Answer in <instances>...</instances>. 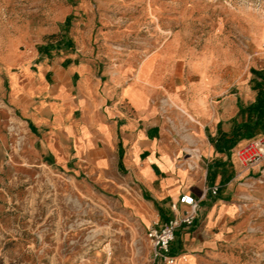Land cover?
Segmentation results:
<instances>
[{
    "label": "crops",
    "instance_id": "obj_1",
    "mask_svg": "<svg viewBox=\"0 0 264 264\" xmlns=\"http://www.w3.org/2000/svg\"><path fill=\"white\" fill-rule=\"evenodd\" d=\"M214 41L189 45L178 32L148 51L122 52L81 40L11 73L9 103L27 125L32 152L117 199L142 231L171 218L182 194L200 201L194 225L171 244L174 264H208L239 240L242 225L232 221L233 194L251 170L233 150L249 139L229 151L218 141L247 119L241 109L256 101L257 90L252 77L228 76L242 54L228 60Z\"/></svg>",
    "mask_w": 264,
    "mask_h": 264
},
{
    "label": "rangeland",
    "instance_id": "obj_2",
    "mask_svg": "<svg viewBox=\"0 0 264 264\" xmlns=\"http://www.w3.org/2000/svg\"><path fill=\"white\" fill-rule=\"evenodd\" d=\"M178 32L189 45H224L228 60L242 54L228 76L264 68V0H0V264H144L147 231L134 215L32 152L9 103L11 73L81 40L148 51ZM263 162L236 183L239 240L208 264H264Z\"/></svg>",
    "mask_w": 264,
    "mask_h": 264
},
{
    "label": "built area",
    "instance_id": "obj_3",
    "mask_svg": "<svg viewBox=\"0 0 264 264\" xmlns=\"http://www.w3.org/2000/svg\"><path fill=\"white\" fill-rule=\"evenodd\" d=\"M233 155L243 170H250L264 160V135L255 136L233 150ZM211 192L216 194L218 187L213 186ZM181 205L185 206L183 209ZM173 215L163 224L151 227L146 236L150 242L149 264H174L176 257L171 255V244L178 232L189 230L195 223L200 211V201L188 193L180 196L178 203H172ZM185 259V256H183Z\"/></svg>",
    "mask_w": 264,
    "mask_h": 264
},
{
    "label": "trees",
    "instance_id": "obj_4",
    "mask_svg": "<svg viewBox=\"0 0 264 264\" xmlns=\"http://www.w3.org/2000/svg\"><path fill=\"white\" fill-rule=\"evenodd\" d=\"M67 22H70L68 19ZM254 88L257 90V98L253 104L242 108L243 115L247 113V119L236 124L232 136H223L218 143L220 151H229L234 145L243 139H250L258 134H264V68L253 69Z\"/></svg>",
    "mask_w": 264,
    "mask_h": 264
}]
</instances>
